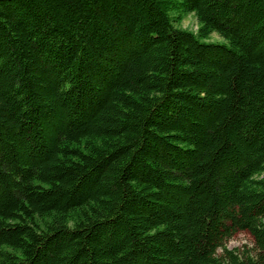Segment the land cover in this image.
<instances>
[{
    "label": "trees",
    "instance_id": "16d2710c",
    "mask_svg": "<svg viewBox=\"0 0 264 264\" xmlns=\"http://www.w3.org/2000/svg\"><path fill=\"white\" fill-rule=\"evenodd\" d=\"M0 264H264V0H0Z\"/></svg>",
    "mask_w": 264,
    "mask_h": 264
},
{
    "label": "rangeland",
    "instance_id": "374dc122",
    "mask_svg": "<svg viewBox=\"0 0 264 264\" xmlns=\"http://www.w3.org/2000/svg\"><path fill=\"white\" fill-rule=\"evenodd\" d=\"M181 25L183 27L196 31L198 28V20L193 13H189L184 17ZM211 39L216 40V41L222 40V38L217 33H213ZM252 240L253 238L248 232L239 231L228 241V247L230 248L242 247L243 248L245 247V245L251 246L253 244Z\"/></svg>",
    "mask_w": 264,
    "mask_h": 264
}]
</instances>
